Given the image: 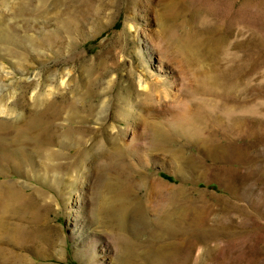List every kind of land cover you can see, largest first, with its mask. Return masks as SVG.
I'll return each instance as SVG.
<instances>
[{"label": "rangeland", "instance_id": "obj_1", "mask_svg": "<svg viewBox=\"0 0 264 264\" xmlns=\"http://www.w3.org/2000/svg\"><path fill=\"white\" fill-rule=\"evenodd\" d=\"M5 69L0 264H264V0H0ZM126 182L144 227L107 215Z\"/></svg>", "mask_w": 264, "mask_h": 264}, {"label": "bare ground", "instance_id": "obj_2", "mask_svg": "<svg viewBox=\"0 0 264 264\" xmlns=\"http://www.w3.org/2000/svg\"><path fill=\"white\" fill-rule=\"evenodd\" d=\"M176 7V6H175ZM174 6H172V13L173 14H186L188 17L192 18V19H196L197 18V8L194 9L192 8L190 5L188 4H184V5H177V7L175 8ZM188 20V19H187ZM187 38L189 40H187ZM191 38L192 37H187L184 39V48L185 50L190 53V54H194L193 52V49L192 47L190 46L191 44H188L191 42ZM187 40V42H185ZM186 43V44H185ZM3 67V66H2ZM4 70V69H3ZM71 72V71H70ZM14 76V71L13 70H6L4 71V74H2V77L0 78V115L1 114H7V115H11V114H17L16 111H14V109L12 110L11 108V105H10V100L11 99H15L16 95H18V88H17V85L20 83L21 80H16V81H13L12 83H8L5 81V79H8L10 77H13ZM25 76V75H24ZM68 77V76H66ZM62 81V84L63 86L64 85H67L68 84V79L67 78H64L62 77L61 79ZM137 81H138V85L144 90V91H147L148 90V87H149V84L147 82V79H146V76L145 74L143 73H139L137 74ZM34 92V91H33ZM52 92V91H51ZM6 93V94H4ZM37 93V92H36ZM7 95V99L5 102H2L3 101V97ZM103 103V102H102ZM104 103H107L104 101ZM102 105V104H101ZM105 105V104H103ZM12 116V115H11ZM23 121V120H22ZM39 121H29V124L28 123H24V126H26L28 124V127L32 128V127H35L36 124L38 123ZM23 123V122H22ZM192 124V123H191ZM113 130L117 127L116 124H113ZM21 130V129H20ZM18 134V133H17ZM119 135V134H118ZM18 136V135H17ZM15 136V138L17 137ZM20 136V135H19ZM18 136V137H19ZM167 136L166 133L162 132V133H159L158 136H157V141L158 142H161L162 140L165 139V137ZM20 140V137L18 138ZM114 139V138H113ZM3 140V139H2ZM23 140V139H22ZM20 140V141H22ZM116 140V139H115ZM16 142V141H15ZM18 143V141L16 142ZM157 145V143H155ZM2 145V144H1ZM23 146V145H21ZM159 146V145H158ZM16 147V146H15ZM105 147V146H104ZM14 148V147H13ZM18 148V147H17ZM16 148V149H17ZM20 148V147H19ZM119 147L115 146L113 148L114 151H118ZM6 149V147H5ZM24 149V148H23ZM107 149V148H106ZM111 149L112 147H110L109 150H101L97 155H95L94 157V162H96V170H100V168H113L111 167V164L109 165L108 162H106L107 160L110 162V161H113L111 159H113V157L115 156V154L111 153ZM9 150V149H8ZM13 151V149H12ZM23 151V150H22ZM178 151V150H177ZM5 152V151H4ZM9 152V151H8ZM10 154L11 151H10ZM9 156V155H8ZM116 159V158H114ZM117 160V159H116ZM115 160V161H116ZM114 161V162H115ZM124 163H122L123 165ZM126 165V164H125ZM118 168H116V166H114V171L116 174H121V172L123 171L125 173L126 169L125 168H121L119 166H117ZM123 167V166H122ZM129 170V169H128ZM127 170V171H128ZM123 175V174H122ZM127 180V179H126ZM136 182V181H135ZM147 183V186H149V188H151L152 190H156L158 191L159 193H165L167 194V192L170 194L171 198L170 199V202H171V210L173 209V211H171V213H169L170 215H166L163 220L161 221V224L163 227H169L171 226V216L173 215H177L179 216V221L176 223V224H181L182 220H183V216L182 214L180 213L182 209H184V206L181 205L180 200L182 199L181 197L183 195L186 194V191L185 189L183 188H175L173 190H170V189H167L168 186L165 185L163 182L157 180L156 178H153L152 181H147L146 179V182L145 184ZM4 184L1 182L0 183V199H4L5 196L7 195L6 194V188L5 186H3ZM167 186V187H166ZM7 187V191H9L10 193V189L12 188L11 187V182L10 183H7L6 185ZM108 190L110 191L111 193V199L108 200V204H111L110 205V209H107V215L111 218H113L114 220L115 219H118L117 222L119 221V219H122V220H127L128 217H133L137 220L136 222V225L135 226H141L144 227L146 225V220H145V205L143 204V202L137 198V197H133L131 195H133L132 191H133V184L132 182H126V183H114V184H108ZM107 190V191H108ZM167 191V192H166ZM11 195V194H10ZM7 197V196H6ZM6 199V198H5ZM107 201V200H106ZM185 215V214H184ZM132 218V219H133ZM135 220V221H136ZM131 221V219L129 220ZM132 222V221H131ZM128 223V222H127ZM132 225V224H131ZM130 226V225H129ZM133 227V226H132ZM136 229V228H135ZM173 229V235L177 233V230H175L174 228H171ZM27 231H24L23 234L27 235ZM169 233L171 234V232L169 231ZM172 235V234H171ZM172 235V236H173ZM172 246L173 245H176L175 243L171 244ZM131 248V247H130ZM161 248H168L167 246L166 247H161ZM129 252H132V251H129Z\"/></svg>", "mask_w": 264, "mask_h": 264}]
</instances>
